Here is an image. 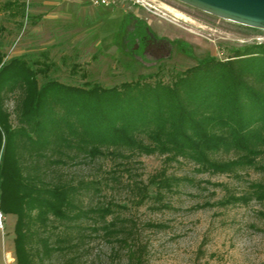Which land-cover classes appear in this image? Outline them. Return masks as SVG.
I'll return each instance as SVG.
<instances>
[{"label": "trees", "instance_id": "obj_1", "mask_svg": "<svg viewBox=\"0 0 264 264\" xmlns=\"http://www.w3.org/2000/svg\"><path fill=\"white\" fill-rule=\"evenodd\" d=\"M1 8L9 17H27L25 1L6 0ZM5 31L0 20V35ZM41 55L8 59L0 49V208L17 217L18 264H37V257L41 262L61 250L56 243L70 236L59 228L78 217L79 264L90 252L84 245L94 238L91 232L111 245L114 259L124 250L126 264L147 262L149 244L141 239L136 221L118 211L122 206L114 201L87 205L84 193L101 192L102 183L80 179L74 184L63 178L68 149L79 150V157L90 161L144 154L163 155L166 162L184 158L196 163L198 172L238 178L248 168L264 169L259 161L264 156V42L235 48L226 60L205 58L172 83L148 81L152 74L113 87L50 78L56 64L47 52ZM72 72L87 78L77 65ZM14 93L16 124L7 108ZM116 165L109 171L114 176L119 168L131 171L128 163ZM183 180L159 174L154 181L158 206H169L167 194ZM130 187L147 197L142 181ZM227 192L219 203L223 207L253 200L264 204V181L250 182L240 194ZM147 226L168 227L155 222Z\"/></svg>", "mask_w": 264, "mask_h": 264}, {"label": "rangeland", "instance_id": "obj_2", "mask_svg": "<svg viewBox=\"0 0 264 264\" xmlns=\"http://www.w3.org/2000/svg\"><path fill=\"white\" fill-rule=\"evenodd\" d=\"M5 1L0 0V20L6 27L0 35V49L8 59L22 55L34 60L47 52L56 64L50 78L69 85L85 86L89 81L113 87L152 74L155 76L148 81L172 83L177 74L205 58L226 60L235 48L264 42V29L225 19L180 0H168L186 16L177 15L173 22L147 18L144 12L136 15L132 10L95 7L83 0H21L27 3V17L12 18L1 8ZM74 65L87 73L86 79L72 72ZM44 79L40 76L41 82ZM16 95L7 99L15 124ZM66 152V164L61 167L63 178L74 184L80 179L102 183L101 192L84 193L87 205L114 201L122 206L118 211L136 221L141 239L149 244L145 264H264V204L255 200L247 205L219 204L228 195V188L240 194L250 182L264 181V169L248 168L241 172L243 178H238L198 172L191 160L166 162L160 154L128 159L107 156L90 161L79 157L75 148ZM259 161L264 166V156ZM118 162L128 163L131 171L119 168L114 176L109 171ZM163 172L184 178L167 194L168 207L158 206L155 200L158 190L154 181ZM135 180L147 185L146 198L141 191L131 189L130 183ZM77 200L79 203V195ZM3 215L0 264H18L17 217ZM151 222L168 227L148 228ZM59 231L70 238L56 243L63 248L41 262L37 257V264H68L73 256L70 264H79V217L62 224ZM91 234L94 238L84 245L90 250L84 255V264L86 260L88 264L127 263L124 250L120 258L114 259L111 245L96 233ZM51 240L55 243V236Z\"/></svg>", "mask_w": 264, "mask_h": 264}, {"label": "water", "instance_id": "obj_3", "mask_svg": "<svg viewBox=\"0 0 264 264\" xmlns=\"http://www.w3.org/2000/svg\"><path fill=\"white\" fill-rule=\"evenodd\" d=\"M244 25L264 29V0H180Z\"/></svg>", "mask_w": 264, "mask_h": 264}, {"label": "built area", "instance_id": "obj_4", "mask_svg": "<svg viewBox=\"0 0 264 264\" xmlns=\"http://www.w3.org/2000/svg\"><path fill=\"white\" fill-rule=\"evenodd\" d=\"M95 7H115L124 11L132 10L136 15L139 12L147 14V18H157L170 22L177 20L174 10L176 8L168 0H86ZM3 213L0 211V223L3 220Z\"/></svg>", "mask_w": 264, "mask_h": 264}, {"label": "bare ground", "instance_id": "obj_5", "mask_svg": "<svg viewBox=\"0 0 264 264\" xmlns=\"http://www.w3.org/2000/svg\"><path fill=\"white\" fill-rule=\"evenodd\" d=\"M174 11H175L176 15H178L179 17L186 18V16L184 14L177 12V10H174Z\"/></svg>", "mask_w": 264, "mask_h": 264}, {"label": "crops", "instance_id": "obj_6", "mask_svg": "<svg viewBox=\"0 0 264 264\" xmlns=\"http://www.w3.org/2000/svg\"><path fill=\"white\" fill-rule=\"evenodd\" d=\"M85 3H89L88 1H86V0H83ZM90 4V3H89ZM91 5V4H90ZM93 6V5H92Z\"/></svg>", "mask_w": 264, "mask_h": 264}]
</instances>
